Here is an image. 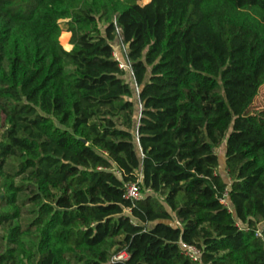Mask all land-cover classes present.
Segmentation results:
<instances>
[{
    "label": "trees",
    "instance_id": "trees-1",
    "mask_svg": "<svg viewBox=\"0 0 264 264\" xmlns=\"http://www.w3.org/2000/svg\"><path fill=\"white\" fill-rule=\"evenodd\" d=\"M261 51L264 0H0V264H264Z\"/></svg>",
    "mask_w": 264,
    "mask_h": 264
},
{
    "label": "rangeland",
    "instance_id": "rangeland-1",
    "mask_svg": "<svg viewBox=\"0 0 264 264\" xmlns=\"http://www.w3.org/2000/svg\"><path fill=\"white\" fill-rule=\"evenodd\" d=\"M149 0H138L139 4H143ZM64 22H61L63 27ZM65 33H62L60 36V43L63 48L68 51L69 47L66 45L65 41L62 40V37ZM117 56L120 57L122 54L121 50V39L119 38L116 43L113 44ZM260 58H249L246 65V74L244 85L238 91V102L239 110L248 111V112H258L264 110V53L260 52ZM123 57L121 56L120 59ZM128 73V71H127ZM128 77V74L126 78ZM129 79V77H128ZM223 146L222 145L216 152L220 157H223ZM30 221V217L27 213L26 208H22V215L20 220V226L22 229H25ZM2 234V232H0ZM3 234L4 231H3ZM121 259H125L127 256L124 253L120 254Z\"/></svg>",
    "mask_w": 264,
    "mask_h": 264
},
{
    "label": "built area",
    "instance_id": "built-area-1",
    "mask_svg": "<svg viewBox=\"0 0 264 264\" xmlns=\"http://www.w3.org/2000/svg\"><path fill=\"white\" fill-rule=\"evenodd\" d=\"M117 32H119L118 29H117ZM121 50H122L121 56L123 57L122 59H120L121 57L117 56V53L115 50L113 51V57L118 61L119 68L127 70L131 75L130 64H129V62L127 60V56H126V47L122 44V42H121ZM134 89H135V92L138 94L139 89L136 86V84H134ZM125 187H126L125 198L132 199L135 201L143 199V194L140 191V187L138 186V182L137 183H129ZM219 202L223 206L227 207L230 212H232V210L229 206V202H228L227 190H225L222 197L219 199ZM236 227L239 230L242 229L238 223H236ZM263 231H264V222H261L256 227L255 235L260 239H264ZM180 247H181V251H182L183 255L188 260H190L193 263H198L200 261L201 251L198 247H196L195 245L186 244V243H181ZM121 258H122V256L120 254H118L116 256H113L112 260L118 261V260H122Z\"/></svg>",
    "mask_w": 264,
    "mask_h": 264
},
{
    "label": "crops",
    "instance_id": "crops-1",
    "mask_svg": "<svg viewBox=\"0 0 264 264\" xmlns=\"http://www.w3.org/2000/svg\"><path fill=\"white\" fill-rule=\"evenodd\" d=\"M149 1H146L145 3H143V4H146V3H148ZM62 33H65V35H66V40H65V43H66V45L69 47V49H68V51L71 49V46L69 45V38H70V33H68V32H65V31H63ZM120 57H121V55H120Z\"/></svg>",
    "mask_w": 264,
    "mask_h": 264
}]
</instances>
